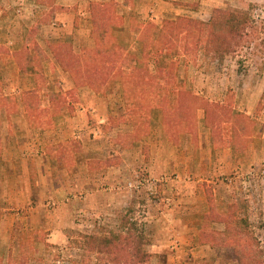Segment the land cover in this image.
Segmentation results:
<instances>
[{"label": "rangeland", "instance_id": "rangeland-1", "mask_svg": "<svg viewBox=\"0 0 264 264\" xmlns=\"http://www.w3.org/2000/svg\"><path fill=\"white\" fill-rule=\"evenodd\" d=\"M91 1L110 0H0V41L27 42L42 59L22 73L0 52V92L10 95L0 109V264L12 255L13 264H108L85 250L83 236L125 232L132 222L148 240L146 264H241L229 242L201 236L206 225L225 231L226 218L248 221L246 257L264 264V0H114L118 45L137 55L145 20L209 21L220 8L249 22L224 56L198 49L180 59L178 77L81 84L56 113L53 92L74 82L47 41L64 34L77 51L91 44ZM34 71L45 86L27 115L19 92L36 84ZM180 210L193 223L201 216L190 243L173 226L156 230ZM157 239L164 250L153 251Z\"/></svg>", "mask_w": 264, "mask_h": 264}, {"label": "trees", "instance_id": "trees-1", "mask_svg": "<svg viewBox=\"0 0 264 264\" xmlns=\"http://www.w3.org/2000/svg\"><path fill=\"white\" fill-rule=\"evenodd\" d=\"M114 5V0L90 2L91 44L82 47L80 51L75 49L73 42L67 40L69 37L64 36V34L47 41L56 64L74 82L72 90L61 88L53 92L51 108L56 113L63 110L60 103L64 104L76 92L77 86L81 84H93L99 80L103 82L114 79L131 81L138 77L144 79L146 77H163L164 75L178 77L175 71L180 59L198 49H204L207 53L215 51L224 56L232 51L234 44L242 37L249 22V16L242 11L220 8L214 10L209 21L182 15L166 18L161 25L151 20H145L140 25L136 36L139 50V55H137L123 52L118 45V39L112 29L114 25H119L117 14L113 9ZM47 14L48 16L45 14L44 17L40 18L41 23L50 20L48 19L49 12ZM5 43L0 41V52L4 54L3 58H7L8 63L17 65L22 73L27 70L26 65L31 64L34 67V62H38L41 66L42 59L39 56H31L33 50L30 49L31 46L27 42L14 49L6 47ZM164 54L171 56L168 63L164 62ZM131 57L134 58L135 63L125 67L126 63L130 62ZM150 60H153L155 65L157 64L155 73L150 68ZM34 75L36 84L19 92L27 115L32 114L33 108L37 109V106L32 107V100H39L42 87L45 86L44 76L35 71ZM96 92H101V90L96 88ZM9 96L5 92H0V109L9 105ZM177 104L178 102L174 103L173 108L176 109ZM71 108L75 109V104ZM144 108L145 106H142L140 109L143 110ZM168 111L169 108L166 107V112ZM136 112L134 109L130 110L132 114H136ZM206 219L204 223L208 222ZM231 220V218L224 220L227 225L223 232L211 230L207 225L204 226L201 236L208 238L210 243H215V238L221 239L224 244L229 242L234 249L236 260L241 264L243 261H247L249 264L251 258L246 256L251 244L244 240V237L249 235V223L247 220L240 219L233 224ZM125 228V232H112L106 236L86 234L83 236L82 246L88 253L106 254L108 264H146L151 253L146 250L148 240L144 232L139 230L137 222L129 223ZM249 256L252 254L249 253ZM12 257L10 256L12 261L10 260L8 264H13Z\"/></svg>", "mask_w": 264, "mask_h": 264}, {"label": "crops", "instance_id": "crops-1", "mask_svg": "<svg viewBox=\"0 0 264 264\" xmlns=\"http://www.w3.org/2000/svg\"><path fill=\"white\" fill-rule=\"evenodd\" d=\"M5 34V33H4ZM2 36H4L3 35V33H2ZM1 37V36H0ZM5 38H7L6 36H4V39ZM10 41V43H12L13 44V40H9ZM14 46L12 47L13 49L16 47V48H18L17 46H19V41L18 40H14ZM48 156V155H47ZM50 157V156H49ZM48 157V158H49ZM96 188L94 187V188H92L91 189V191L92 192H95L94 190H95ZM96 191H100L99 192V196H98V198H99V200H100V203H99V205L101 206V207H106V202H107V199H105V197L104 196H102V194L101 193H103L104 191L103 190H100V189H96ZM185 194H183V196H182V198L183 199H185V196H184ZM184 206H186V204H184L183 205V207ZM188 206V205H187ZM186 206V207H187ZM181 211L182 210H180L177 214H175L174 216H172V219H171V217H170V219L172 220V223H170V224H163V222H161L160 221V223H159V228H157L156 230L158 231V234L160 235V233L162 232V230L164 229V228H170V227H175L176 229H180V230H182V233L185 235V237H183V238H185L186 239V242L187 243H190L191 242V240L193 241L194 240V238H196V236H197V233H198V229H199V221H200V218H201V216H200V218H199V216L196 218V220L198 219V221L196 222V223H193V222H195L194 221V219H192V218H187V214L186 213H184V212H182L181 213ZM153 215H155V212H153ZM193 223V224H192ZM198 223V224H197ZM163 227V229H161ZM167 233V230L165 229V233L162 235V236H165V235H167L166 234ZM192 233V234H191ZM194 237V238H193ZM162 238V237H161ZM163 239V238H162ZM157 241H158V239H157ZM164 244V241H162V240H159L154 246H155V250H153V251H157L158 249H159V247L161 246V245H163ZM161 249H163L164 250V248L163 247H160Z\"/></svg>", "mask_w": 264, "mask_h": 264}]
</instances>
